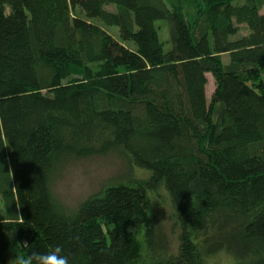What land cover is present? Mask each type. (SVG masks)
<instances>
[{
	"label": "trees",
	"instance_id": "1",
	"mask_svg": "<svg viewBox=\"0 0 264 264\" xmlns=\"http://www.w3.org/2000/svg\"><path fill=\"white\" fill-rule=\"evenodd\" d=\"M205 1L192 24L165 0H0V264L57 245L69 264H264V0ZM115 153L140 175L56 198L66 164Z\"/></svg>",
	"mask_w": 264,
	"mask_h": 264
},
{
	"label": "rangeland",
	"instance_id": "2",
	"mask_svg": "<svg viewBox=\"0 0 264 264\" xmlns=\"http://www.w3.org/2000/svg\"><path fill=\"white\" fill-rule=\"evenodd\" d=\"M171 8L178 9L193 24L200 23L211 12V6L205 0H165ZM114 37L118 38V30L115 27H105ZM156 28L160 40L164 44V50L169 49V37L165 22H156ZM245 30H242V34ZM132 46V43H128ZM223 63H227V56H223ZM208 83L205 88L206 99L209 101L214 91V81L207 74ZM140 175L135 169L130 168L126 158L121 155L108 154L106 156L77 160L66 164L53 183V193L56 198L69 207H74L86 197L98 192L101 188L115 183L117 180H127L130 174ZM162 194V192H161ZM0 199V209L2 208ZM166 234H170V227L166 225ZM175 244V237H171ZM7 258L14 263V254L9 252ZM219 264H230L231 259L225 254H219Z\"/></svg>",
	"mask_w": 264,
	"mask_h": 264
},
{
	"label": "clouds",
	"instance_id": "3",
	"mask_svg": "<svg viewBox=\"0 0 264 264\" xmlns=\"http://www.w3.org/2000/svg\"><path fill=\"white\" fill-rule=\"evenodd\" d=\"M21 222L23 218L20 216ZM27 242L21 243L23 247ZM15 264H69L68 257L63 254V248L59 245L44 253L30 251L26 255L14 257Z\"/></svg>",
	"mask_w": 264,
	"mask_h": 264
}]
</instances>
